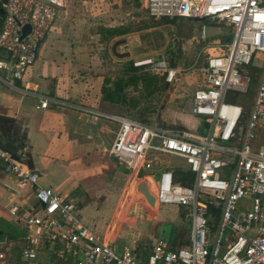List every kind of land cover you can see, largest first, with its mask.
<instances>
[{
  "label": "built area",
  "instance_id": "obj_1",
  "mask_svg": "<svg viewBox=\"0 0 264 264\" xmlns=\"http://www.w3.org/2000/svg\"><path fill=\"white\" fill-rule=\"evenodd\" d=\"M65 5V0L7 1L0 29L1 84L17 88L24 80ZM147 9L154 18H204L232 27L231 41L222 54L208 58L204 84L193 93L197 129L153 126L84 103H64L117 123L109 152L131 172L149 174L160 167L149 190L157 206L188 210L190 243L173 248L158 238L146 257L131 247L118 249L79 219L78 203L41 185L37 171L0 146V164L18 186L33 187L37 202L25 215L11 209L27 229L25 245L19 261L0 249V264H37L44 251L50 258L54 252L71 256L74 264H264V0H147ZM26 25L30 31L24 34ZM200 38L208 39L205 25ZM133 65L164 74L169 83L181 70L163 54L136 59ZM234 96L251 99L250 106L229 100ZM49 106L48 97L39 98L38 108ZM164 155L185 159L182 171L189 184L176 179L177 168L169 161L162 163ZM214 212L219 215L216 229L210 223Z\"/></svg>",
  "mask_w": 264,
  "mask_h": 264
},
{
  "label": "crops",
  "instance_id": "obj_2",
  "mask_svg": "<svg viewBox=\"0 0 264 264\" xmlns=\"http://www.w3.org/2000/svg\"><path fill=\"white\" fill-rule=\"evenodd\" d=\"M122 38L126 39V43L117 47L118 52H129V56L135 59L143 58H136L137 55H133L131 49H123L122 46L130 44L129 34L127 37L119 36L111 40L108 43L109 54H113V43ZM89 39L85 25L69 20L68 10H60L40 45L35 64L24 80L17 88L0 83V146L37 171L41 185L52 187L78 203L79 219L110 239L118 249H122L129 246L122 241L116 243L108 234L103 233L105 228L97 230L88 219H81L80 212L85 199L92 196L97 200L108 201L116 197V213L120 217L122 209L119 210V204L124 187V191L137 190L142 181L153 186L155 174L159 173L160 167L157 166L149 174L139 173L142 177L131 172L109 152L118 129L117 123L93 117L64 103L80 102L114 112L110 109V102L102 99L104 75L96 73L97 55L91 52ZM40 97L50 99L48 108H38ZM55 166L74 169L77 174L71 176L67 173L68 178L64 176L65 179H56L52 175ZM87 175L93 177V187L84 179ZM36 205L33 187L18 186L14 176L7 173L0 164V249L8 251L14 260H20L27 229L12 214L11 209L16 207L20 215H25ZM164 206L156 205L155 208L161 209ZM171 209L170 214L177 216L180 208L171 205ZM172 227L178 229L176 239L181 233L182 239L178 246H175L176 239L171 243L165 233L154 237V241L163 238L173 248L188 245L190 219L183 225L176 224ZM130 247L138 252L142 249L140 243ZM37 264H50V253H41Z\"/></svg>",
  "mask_w": 264,
  "mask_h": 264
},
{
  "label": "rangeland",
  "instance_id": "obj_3",
  "mask_svg": "<svg viewBox=\"0 0 264 264\" xmlns=\"http://www.w3.org/2000/svg\"><path fill=\"white\" fill-rule=\"evenodd\" d=\"M65 1L64 9L68 10L69 20L79 21L89 32L91 52L97 55L95 58L97 75L103 74L109 76L112 81H116L119 77H126L129 62L136 60L131 56L118 57L112 53L109 54L108 43L101 42V35L97 33L101 25L124 24L145 27L130 33V44L122 46L123 49L125 51L131 49L133 55H137L136 58L166 55L170 59V64L176 61L175 66L181 69L177 79L172 83L158 80L157 84H152L151 87L143 82H139L138 85H129L126 88V93L130 97L129 103H110L113 113L127 115L153 126L164 125L189 131H193L198 126V119L191 111L193 93L204 84V69L208 58L222 54L225 49L224 44L228 42L226 39L229 37L231 41L232 27L210 19L198 21L195 18L186 17L171 18L170 23H162L163 18H154L149 14L147 0ZM203 25L206 26L208 36L206 41L200 38ZM125 36L127 37V35L123 37ZM180 49L181 52H179ZM177 55H179L178 59ZM138 71L143 72L140 69ZM151 75L159 78L161 76V74ZM255 90L256 83L247 96L252 98ZM239 98V102L245 104L247 108L250 106L251 99L247 100L245 96ZM201 126L204 128L203 124ZM262 135L261 140L264 142V133ZM160 160L162 163L169 161V164L177 169H187L184 158L164 155L160 157ZM73 170L55 166L52 175L56 179H65L64 176L69 177L67 173L71 176L75 173ZM138 176L142 177L140 174ZM84 177L87 184L93 187L91 183L93 177L89 175ZM158 177L157 172L155 178L158 179ZM130 181L129 183L132 182ZM124 189L119 204V210L122 209L120 217L116 213V197L101 201L88 196L80 212L81 219H88L97 230L105 228L103 233L108 234L116 243L122 241L129 247L140 243L141 252L147 255L155 242L154 237L164 235L168 227L172 225H183L187 222L186 216L184 220L182 218L183 210H178L177 216L173 217L170 214L172 213L171 205H165L161 209L152 207L145 201L138 188L131 191L128 189L124 191ZM135 218L138 220L135 221ZM180 234L177 236L175 246H178L182 239Z\"/></svg>",
  "mask_w": 264,
  "mask_h": 264
},
{
  "label": "trees",
  "instance_id": "obj_4",
  "mask_svg": "<svg viewBox=\"0 0 264 264\" xmlns=\"http://www.w3.org/2000/svg\"><path fill=\"white\" fill-rule=\"evenodd\" d=\"M138 1V0H137ZM138 4V3H137ZM139 5V4H138ZM4 8V5L0 1V26L2 25L3 21V14L1 13V9ZM176 18V17H173ZM172 19L170 17H163L162 23H170ZM145 27H133L132 25H119V26H104L101 25L98 27L97 33L101 35V42L109 43L111 40H113L116 37L124 36L127 34H130L135 31H140ZM230 41V38L226 39V41ZM181 52V49L179 50ZM107 53V52H106ZM108 54V53H107ZM177 55V59H178ZM176 62V61H175ZM175 62L171 65L175 66ZM139 69L136 68L133 65V61L129 62V71L128 74L125 73L126 77H119L116 81H112V79L109 76H104V83L102 87V99L103 101L110 102V103H129L130 97L126 93V88L129 85H138L139 82H143L148 84L150 87L152 84H157L158 80H161L163 82H166L165 75L161 74L160 78L157 76H152L151 73L148 72H139ZM255 71H258L256 68ZM129 72H131L129 74ZM127 74V75H126ZM256 79H254L253 85L255 84ZM229 100L238 102L240 98L234 96L229 97ZM164 126V125H162ZM168 127V126H165ZM176 179L178 181H183L185 184L190 183V179L187 176V174L183 171H180L177 169L176 172ZM180 210H183L182 218L184 220L185 216L189 220L188 216V210L184 208H180ZM215 218L210 221L213 228L216 229L217 223H218V212H214ZM178 229L177 227H168V229L165 232V236L168 237L169 241L172 243L174 242V239H176V235ZM143 254V253H142ZM144 257L147 256V254H143ZM50 264H74V259L71 256H65L61 257L58 255V253L54 252L51 255L50 258Z\"/></svg>",
  "mask_w": 264,
  "mask_h": 264
},
{
  "label": "water",
  "instance_id": "obj_5",
  "mask_svg": "<svg viewBox=\"0 0 264 264\" xmlns=\"http://www.w3.org/2000/svg\"><path fill=\"white\" fill-rule=\"evenodd\" d=\"M8 0H1L3 5L7 4ZM1 13L4 14V8L1 9ZM196 20L198 21H202L204 20V18H197ZM30 31V26L26 25L24 27V34L28 33ZM126 43V39L122 38V39H118L116 40L113 45H112V52L114 55L118 56V57H126L129 56V52H124V53H120L117 51V47L119 45H123ZM138 190L142 193V195L144 196V198L146 199L147 203H149L152 207L156 206V198L155 196L150 192L149 190V186L147 184V182L142 181L139 186H138Z\"/></svg>",
  "mask_w": 264,
  "mask_h": 264
}]
</instances>
